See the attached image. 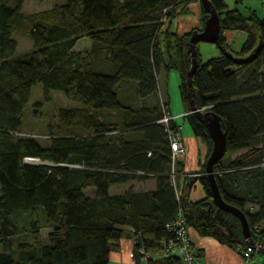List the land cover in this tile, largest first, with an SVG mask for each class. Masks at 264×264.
Returning a JSON list of instances; mask_svg holds the SVG:
<instances>
[{
    "label": "trees",
    "instance_id": "16d2710c",
    "mask_svg": "<svg viewBox=\"0 0 264 264\" xmlns=\"http://www.w3.org/2000/svg\"><path fill=\"white\" fill-rule=\"evenodd\" d=\"M27 1L0 0V264H109L124 239L137 242L136 263L143 247L149 264H182L178 256L163 255L166 242L175 239L167 226L179 213L188 230L243 258L249 245L241 221L216 205L206 174L213 141L191 113L187 80L195 31L165 30L196 0H68L26 14ZM209 1L221 18L215 44L220 56L203 62L198 50L196 104L215 112L227 134L226 153L214 165L221 196L246 214L253 239L264 244V231H254L264 222V17L229 9L226 0ZM203 14L206 21L209 13ZM225 31L246 34L239 51L226 42ZM15 37L31 40L33 50L18 55ZM84 38L91 40L90 49L76 51ZM260 43L252 61L239 62ZM163 70L179 71L185 118L208 149L195 178L205 193L197 202L191 185L180 188L181 179L191 180L184 160L173 166L169 131L180 132V126L173 120L167 129L160 122L165 109L170 113L168 102L157 99ZM37 84L47 100L58 91L81 103L58 110L47 145L22 130ZM27 159L41 164H26ZM148 181L155 182L154 190L135 189ZM124 185L131 186L110 193ZM43 229L49 230L46 240ZM251 256L252 264H264V252L253 250Z\"/></svg>",
    "mask_w": 264,
    "mask_h": 264
},
{
    "label": "rangeland",
    "instance_id": "374dc122",
    "mask_svg": "<svg viewBox=\"0 0 264 264\" xmlns=\"http://www.w3.org/2000/svg\"><path fill=\"white\" fill-rule=\"evenodd\" d=\"M67 1L68 0H46L41 2L38 0H28L24 5L23 12L26 14L41 12L52 9L56 6H62L66 4ZM226 2L230 9H239L244 14H248L251 10H253L257 12L260 17H264V0H226ZM15 38L18 42V55H23L33 50L34 45L31 40L24 37ZM91 45V40H89L88 38H84L77 44L75 50L86 51L91 47ZM198 50L201 54V57L205 60L220 56V51L215 44L202 42L198 45ZM166 73L163 71L158 80L159 91L157 94V99L159 102H161L162 105L166 103L164 93L166 90H168L171 102L170 109L172 112V116L175 118L177 124L181 127V132L179 134L186 148V153L182 157V159H184L187 155L188 147L181 135L185 137L193 135V132L188 120L185 118L186 107L182 101L180 93V73L177 70H171L168 72L169 77L166 76ZM129 95L130 97L128 98L130 102L138 106L140 101L135 99V97H133V93L130 91L126 93V96ZM79 106H81V103L71 101L62 92L58 91H52L50 100H47L42 84L35 85L32 88L30 101L26 107V114L22 127L24 135L38 137L43 145H47V138L51 136V132H55V128L58 125V110L63 107L71 108ZM26 164L39 165L41 164V162L39 160H33L29 162L26 160ZM138 187L139 186L137 185L136 188ZM126 190H128V185L114 186L112 187L110 193L114 195L118 192H125ZM87 194L89 196H92L93 192L87 191ZM41 211L42 213H44L42 209ZM20 220H24V218H21ZM48 234V229H43V231L41 232V236L44 240H46ZM262 260L263 259H259V261Z\"/></svg>",
    "mask_w": 264,
    "mask_h": 264
},
{
    "label": "crops",
    "instance_id": "0c3cea01",
    "mask_svg": "<svg viewBox=\"0 0 264 264\" xmlns=\"http://www.w3.org/2000/svg\"><path fill=\"white\" fill-rule=\"evenodd\" d=\"M203 11L204 7L202 1L196 0L193 3L189 4L187 14L180 15L177 18L173 19L171 23L166 25L165 30L168 29L171 32H175L180 35H187L192 31H201L205 26ZM223 37L233 51H239L247 38L246 34L243 32L232 31H225L223 33ZM201 60L203 62H207L210 59L205 60L201 57ZM163 71L165 73L167 72L166 70ZM162 72L158 76V80ZM166 76L169 77L168 72L166 73ZM164 95L166 98V102H168L169 105V112L172 115L168 90L165 91ZM185 115H187V111ZM181 136L188 147L187 155L183 159L184 171L186 175L190 177L192 175L202 173L203 165L206 163L208 156L207 146L200 138L194 136V134L185 137L183 135ZM241 154H238L237 156ZM179 182L181 189L186 188L187 185L192 186L190 191V197L192 201L197 202L205 197L203 188L200 182H198L196 179L188 181L186 178L181 179ZM137 185L140 187V189L139 187L136 188ZM130 186L131 185H128V189L130 188ZM134 186L137 191H150L155 189V182L148 181L146 183L135 184ZM121 193L123 192H118L117 194ZM188 234L193 245L197 250L201 252V259L205 264H242V256L236 250L220 244L213 238L202 237L192 228L188 230ZM109 264H137L134 258V242L129 239H124L122 241L120 251L111 253Z\"/></svg>",
    "mask_w": 264,
    "mask_h": 264
},
{
    "label": "water",
    "instance_id": "95a60500",
    "mask_svg": "<svg viewBox=\"0 0 264 264\" xmlns=\"http://www.w3.org/2000/svg\"><path fill=\"white\" fill-rule=\"evenodd\" d=\"M204 10L209 13V18L205 21L203 31H195L189 42V53L191 54L192 67L188 74V90H189V103L191 107V113L202 122L208 129L209 136L213 141V150L206 163V174L209 178L211 190L216 205L225 212L234 215L241 221L243 234L246 243L254 250L264 252V244L257 243L252 236L251 228L248 222V218L244 212L237 207L226 203L219 191L218 184L214 175V165L220 161L226 153L227 146V134L223 127L221 118L213 111H205L199 109L196 104V93L192 83L193 74L197 68V53L198 45L200 43L216 44L221 35V18L217 10L213 7L209 0H201ZM262 43L254 50V53L247 58L241 59L240 63H247L255 58L256 53L260 50Z\"/></svg>",
    "mask_w": 264,
    "mask_h": 264
},
{
    "label": "built area",
    "instance_id": "2783aa9c",
    "mask_svg": "<svg viewBox=\"0 0 264 264\" xmlns=\"http://www.w3.org/2000/svg\"><path fill=\"white\" fill-rule=\"evenodd\" d=\"M166 18H164V21ZM164 118L160 121L162 124H165L167 129L169 128V124L171 121L175 120V118L168 113L167 109L164 111ZM181 130V129H180ZM170 132L171 142H172V151H173V166L177 163V161L182 160V157L186 153V148L181 140L180 132ZM34 159H27V161H33ZM200 174H196L194 178L199 177ZM167 229L170 233L175 235V239H171L166 242L164 257L168 256H178L182 260V264H205L201 257L198 255L196 247L193 245L191 238L188 234V229L183 218V215L179 213L178 217L174 222L167 226ZM254 231L256 233L264 231V222L255 225ZM137 242L134 241V245ZM253 248L249 246L248 251L244 254L242 258V264H252V252ZM139 260L137 264H149V259L151 258L150 254L145 252L144 248L141 247L138 249Z\"/></svg>",
    "mask_w": 264,
    "mask_h": 264
}]
</instances>
